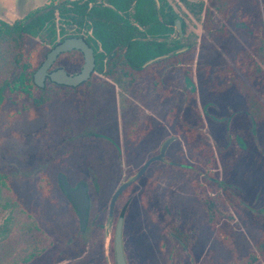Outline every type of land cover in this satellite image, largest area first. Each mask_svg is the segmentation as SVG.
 <instances>
[{"label": "rangeland", "instance_id": "rangeland-1", "mask_svg": "<svg viewBox=\"0 0 264 264\" xmlns=\"http://www.w3.org/2000/svg\"><path fill=\"white\" fill-rule=\"evenodd\" d=\"M52 1L54 0H0V20L8 23L24 20L36 9L49 5ZM199 1L168 0L181 18L184 31L182 42L188 47L183 53L192 58L194 63L192 73L187 74L172 68L168 61L170 58L157 61L162 62L159 71L164 82L171 86L170 96L165 100L159 97L157 90L153 96L149 74H144L135 84L129 85L127 80L118 82L120 79L95 73L90 86L55 92L47 109L40 111L34 118H29L27 114L13 119L3 117L0 129L5 139L0 144L1 164L22 202L33 211L32 216L26 217L22 222L26 226L36 223L40 231L34 234L48 247L47 252L31 264H85L97 259L98 251L101 253L103 245L110 258V249H114L111 236L123 210L128 213V220L124 225V246L130 264H184L188 261L185 251L155 226L142 206L140 192L130 189L118 198L112 225H109V204L114 192L123 180L132 177L143 159H134L131 154L134 146L127 143L123 144L122 154L118 146L109 142L108 136L111 134L112 139L117 142L114 132L122 124L142 121L144 115H147L146 109L151 100L150 113L154 115L151 116L152 120L164 124L168 110L180 104L183 99L186 84L193 86L202 105L204 101L211 102L212 99L206 97L207 93L202 90L199 82L205 70H208L207 67H211L214 73L227 65L236 68L239 56L245 55L244 48L248 49L253 43L249 33L243 29L238 31L234 27L228 28L227 32H206L202 19L190 8V5ZM259 1L262 4V0ZM82 35L88 38L90 33L83 32ZM172 36L177 38L178 31ZM55 66L62 67L61 64H54ZM237 71L242 74L239 69ZM260 76L264 79V75ZM256 77L259 76L253 79L256 80ZM257 82L261 85V81ZM260 85L257 87L251 83V90L261 89ZM87 91L90 94L82 100ZM218 105H222L224 112V104ZM212 107L209 110L215 112ZM238 108L236 106V110L230 114L232 119L245 116L244 111L241 112ZM206 123L211 134L213 122L207 120ZM251 130L254 132L248 147H242L236 142L234 147L237 149H232L233 153H227L228 147L220 149L212 141L206 143L207 148L202 149L204 152L195 149L196 147H187L185 141L177 137L173 130L162 131L157 136L159 144L171 135L175 136L173 138L176 140L170 146L173 161L184 159L199 171L215 173L224 182L231 183L234 192L246 198L251 211L258 215L257 219H252L246 210H241V215H237L228 205L224 206L226 202L222 197L223 192L219 190L216 198L222 212L231 215L223 216L219 224V228L226 229L227 233V241H223L217 235V230H212L207 223L200 199L202 192H195L183 171L172 168L170 177L158 180L154 193L157 201L167 203L193 230L196 238L194 251L202 253L212 264L240 261L250 252L256 251V242L264 236V125H252ZM9 133L10 136L7 137ZM229 158L232 161L230 167L227 166ZM61 172L72 185L82 181L88 185L91 207L89 224L85 230L80 229L74 207L63 191L59 190L57 175ZM188 178L202 181L213 195L212 182H204L195 173ZM10 214V211L0 213V226ZM25 235L19 234L15 239L20 240ZM3 252V248H0L2 260L5 259ZM76 256L79 258H74ZM7 261L9 258L5 263ZM250 264H264V258Z\"/></svg>", "mask_w": 264, "mask_h": 264}, {"label": "trees", "instance_id": "trees-1", "mask_svg": "<svg viewBox=\"0 0 264 264\" xmlns=\"http://www.w3.org/2000/svg\"><path fill=\"white\" fill-rule=\"evenodd\" d=\"M160 12L156 0H54L49 5L40 7L32 12L24 20L18 19L13 23L0 20V124L3 117L9 119L22 117L27 114L29 118H34L40 111L47 109L53 96L60 90H79L81 87L90 86L95 73L104 74L115 79L130 75H155L156 82H160L159 66L160 62H155L144 67V64L156 56L175 51L185 45L182 40L179 42H166L156 40H145L146 38H171L176 32L175 20L179 17L168 0H159ZM221 15H228L230 10L229 0H221ZM196 10L198 8V11ZM194 14H199V5H190ZM213 9L209 7V12ZM198 16V15H197ZM212 24L208 23V30ZM83 32L90 33L87 38L89 44L94 48L96 57L95 72L91 78L80 86L67 87L57 85L50 80L46 82L44 88L35 85L33 74L44 60L46 53L59 41L70 36H81ZM258 41L264 49V30L256 34ZM59 36H61L59 38ZM261 49L253 48L247 55L239 56L236 61V68L225 66L215 73L236 75L237 69L244 75L253 77L264 75V60L255 53H260ZM174 69H180L185 73H192L194 60L188 58L186 53H180L168 59ZM83 55L78 50H72L61 54L55 65H62L69 73H77L83 64ZM206 73H211L212 68L207 67ZM200 70V67L198 68ZM253 76V77H252ZM241 84H245L242 80ZM56 92V93H55ZM90 93L84 94L82 100ZM195 95L189 92L180 104L174 105L170 110L172 130L179 137L184 131L190 138V146L202 151L205 149L208 136L206 132L191 126L199 119L201 109L195 101ZM204 126V123H201ZM0 129V144L5 139V135ZM197 134V135H195ZM10 136V133L7 137ZM201 143L196 144L197 138ZM175 168V167H173ZM141 181L145 183L146 177ZM59 190L62 191L59 186ZM45 193L47 191H44ZM126 192V191H125ZM124 192V193H125ZM123 193V194H124ZM225 207H230L241 215V210H246L252 219H257L258 215L242 204L247 200L238 193L223 191ZM140 200L146 211L150 214L149 205L150 194L143 192ZM207 201V209L210 213H215L219 221L224 214L221 207L217 209L212 203V198ZM248 202V200L246 201ZM219 206V205H218ZM10 211V214L0 226V248H3L1 264H31L36 258L47 252L48 247L42 244L35 232L40 228L34 224L26 226L22 222L26 217L32 216V209L14 189V183L5 172V167L1 164L0 152V213ZM242 211V212H243ZM159 213V212H158ZM121 214V212H120ZM127 217V213H122ZM151 215V214H150ZM161 218H172L161 215ZM213 226V220L210 219ZM171 232L178 238L186 242L192 252V238L188 233L182 232L177 225L169 227ZM19 234H26L24 238L16 240ZM226 229L220 228L219 236L223 241H227ZM110 251H113L111 247ZM104 248L101 254H104ZM74 254V252H72ZM75 254H77L75 252ZM264 258V236L256 242V251L250 252L240 261L229 264H250L255 263L259 258ZM9 261L5 263V260ZM106 264L104 257L95 261ZM185 264H206L199 256L188 258ZM211 264V263H209Z\"/></svg>", "mask_w": 264, "mask_h": 264}, {"label": "flooded vegetation", "instance_id": "flooded-vegetation-1", "mask_svg": "<svg viewBox=\"0 0 264 264\" xmlns=\"http://www.w3.org/2000/svg\"><path fill=\"white\" fill-rule=\"evenodd\" d=\"M228 3L231 6L230 10L228 11V15L223 16L220 13V7L222 5L221 0H200L199 2H197V4L199 5L198 18L202 19L203 27L205 31L208 33H211L215 30V31H218V33H221V32H227L228 28H232V27L236 28L238 31H240V29L246 30L249 33L253 43L250 44L248 49L244 48L245 49L244 54L247 55L248 52L252 51L253 48L258 47V49L259 48L261 49V52L255 53V55L259 54L262 57V60H264V49L260 41H258V38L260 37L256 35V34L259 35V33L262 32V29L264 30V0H262V4L260 3L259 0H229ZM243 3H244V6H243ZM209 7H212L213 9L211 12H209ZM208 23L212 24L211 29L209 30L207 28ZM220 23H221V26H219ZM239 25H242L243 27ZM246 49H247V52H246ZM236 56L237 54L235 55V57ZM247 56L249 57L252 55L249 54ZM58 67L60 66H57V67L55 66L54 68H58ZM150 75H151L150 77L152 80L151 86H152L153 96L157 90V92H159V97L165 100V98L170 96V91H169L170 90L169 88H171L170 84L168 82H164L162 78V73L160 75L159 83L156 82L155 75H152V74ZM142 77H144V75H130L128 76V78L121 77L118 82L127 80V82H129L128 84L131 85V84H135V82ZM112 79H115V78H112ZM115 80H118V79H115ZM241 80L245 84H241L240 83ZM251 80L252 79L250 76L244 75V74L229 75V74H221V73H214V72H211V73L204 72V74L200 77L199 82L201 83L202 90H205L206 93L208 94V95L206 94V97H209L212 100L211 102L204 101L203 105L201 103L202 102L201 98L195 95L193 86L186 84V86L184 87V93H183L184 98H186L189 92H191L192 94L195 95L194 97L195 101L198 103L199 108L201 109V113L199 114V119L197 118L195 123H190V124H192L191 126L198 128L200 131L206 132L208 136L207 143L212 141L216 143L218 146H220L221 147L220 149L222 148L224 149V147H228L226 152L233 153L232 149L234 150L237 149L234 147L236 146V142H238L242 147H245V146L248 147L252 139L251 134L254 132L253 130H251L252 125L254 126L257 124L264 125V84H263L264 79L262 76H259V77H256V80H254L253 82ZM48 81L49 80H47V82ZM257 81H261V85ZM251 83L253 84V86H257V87L260 85L261 89L257 90L254 88V90L252 91ZM151 102L152 100L150 101V103ZM150 103L148 105V109H146L147 115H144L145 117L143 118L142 121H131V122L120 125V127L115 132L111 131V132L116 133L117 142L112 139L111 134L108 136L110 139L109 142L112 143L114 146H118V148L122 151V154L124 152L123 144L127 143V144L134 146V149L131 152L134 159L135 158L138 160L143 159L141 166L132 173V177L135 174H137V172L141 169V167L150 158L160 154L162 145L167 139H169V138L164 139L159 144V141L157 142L158 140L157 136L160 135L162 131L165 132V130L172 132L171 131L172 124H171V119H170L171 109H169L165 115L166 121L164 122V124H161L159 122L152 120L151 116H154V115L150 113V106H151ZM221 103L224 104V106L227 105L226 107L223 106L224 112H222V107H221L222 105L221 106L218 105ZM236 106H239L238 109H240L241 112L244 111L245 116H237L235 119H232L230 117V114L232 113V111L234 112L236 110L235 109ZM209 107H212L215 110V112L214 111L212 112V110L210 111ZM207 120H211L213 122V128H212L211 134L208 132L209 129L206 127ZM201 123H204V126H201ZM185 133L186 131H184V134L182 133L179 136V138L181 137L185 141V145L188 147L190 146L189 143H191L192 141L190 142L191 139L188 138L187 134ZM173 137L175 136L171 135L170 138H173ZM175 140L176 139L174 138L173 141ZM196 143H201V139L199 140L197 138ZM170 146L171 144L165 150L163 154V158L161 160L153 161L150 164V166L146 169L144 174L138 180H136L133 184L127 187L122 192V194L125 191L128 192L130 189H133L136 192H140V194H142L143 192L149 193L150 194L149 205L151 209V212H150L151 215L146 211L145 208L144 209L147 212V214H149L155 226L168 239L174 240L185 251L188 258L192 259L193 256H199L201 260L205 261L206 264H209L210 262L207 260L206 256H203L202 253L200 252L198 253L195 252L193 249V246L196 241L195 235L193 234V230L190 227H188L172 211V209L169 207L167 203H160L157 201V198L156 196H154V193L157 187L158 180H160L162 177L164 178L170 177L171 169L173 167H175L174 169L183 171L185 176H187L188 181L194 186L195 192H198V191L202 192L200 195L201 197L200 199L202 203V208L204 212L206 213L207 223L211 227L212 230H217V235L220 233V228H219L220 221L218 219L217 214L215 213L211 214L210 211L207 209L206 200H208L209 198H212V203L217 209H219L220 205L218 203V199L216 198V195L219 194V190H222V192L225 191L226 189L231 192H234L235 190L231 188L230 186L231 183L224 182L219 177L215 176L214 175L215 173H212V172L209 173L207 171L201 172L194 165L189 164L184 159L179 162L173 161L171 157V153H170ZM145 155L147 156L145 157ZM228 160L229 162H227V166H229L232 162L230 158ZM215 164L216 166H218L217 162ZM194 173L201 176L204 182L213 183L214 187L211 188L213 189L212 191L213 195L209 193V189L206 188V186L204 185V183H202V181H199L196 178H188V176H192V174ZM144 176L147 179L145 183L141 181V178ZM123 182L125 181L123 180L120 183V185ZM77 184L72 185V187L75 188ZM88 193H89V190H88ZM242 204L248 209L252 210V208L249 207V204L246 201L242 202ZM227 205L230 207L229 204H226V206ZM90 207H91V204H90ZM122 213H127V212L125 210L121 211V214H119V217L116 220V224L119 218H123V245H124V225H125V221L128 220V216L125 217L124 214ZM162 214H164L165 216H171L172 218H165V219L161 218ZM89 215H90V208H89ZM108 219H109V213H108ZM210 219L213 220V223H214L213 226L210 223ZM88 224H89V219H88ZM173 224L179 226L182 232L188 233L191 236V238L193 239L192 245H191L192 252L191 250H189L184 240H182L181 238H178L176 235H174L171 232L169 227H171ZM115 228H116V225H115ZM102 229H103V226H102ZM114 233H115V230H114ZM114 233H113V236H111L112 245L114 243ZM103 248H104V245H103ZM124 251H125V246H124ZM110 252H111L110 261L112 262V264H116L115 257H114V249L113 251H110ZM102 257H104L106 264H108L106 251L104 252V254H101L98 251L97 259H93L89 261L86 260L87 263L85 264H95V261H97L100 258L102 259ZM74 258H79V257L76 256ZM185 263L186 261L184 262V264ZM100 264H103V262L101 261ZM128 264L130 263L128 262Z\"/></svg>", "mask_w": 264, "mask_h": 264}, {"label": "water", "instance_id": "water-1", "mask_svg": "<svg viewBox=\"0 0 264 264\" xmlns=\"http://www.w3.org/2000/svg\"><path fill=\"white\" fill-rule=\"evenodd\" d=\"M156 1L160 12V2L159 0ZM175 28L179 33V36L175 39L154 37V38H146L145 40L179 42L182 40L184 36V31L180 17H178L175 20ZM187 49L188 47L185 46L183 48L176 49L175 51H171L169 53L156 56L153 59L147 61L144 64V67L160 60L172 58L177 54L185 52ZM72 50H78L83 55L84 62L79 72L69 73L64 67H58V68L53 67L58 57L61 54L70 52ZM95 67H96V57H95L94 48L89 44L87 37L84 35L70 36L59 41L46 53L44 60L33 74V80L35 85L38 86L39 88H44L47 80H50L51 82L57 85L76 88L81 84L87 82L91 78L92 74L95 72ZM173 140L174 138L167 139L162 145L161 152L159 155L150 158L141 167V169L137 172V174H135L133 177L123 182L116 189L110 200V205H109V225H112V221L115 213V204L117 202L118 197L127 187L133 184L144 174L146 169L150 166V164L153 161L161 160L163 158V154L165 150L172 143ZM57 179L59 186L67 195L69 201L72 203V205L75 207V210L77 211L81 229L85 230L88 226L89 208L91 204L87 184L84 181H82L79 182L75 188H73L72 184L68 181L66 175L62 172L57 175ZM114 257L116 264H128L124 251V245H123V218H119L115 228ZM107 260H108V264H111L109 257H107Z\"/></svg>", "mask_w": 264, "mask_h": 264}, {"label": "crops", "instance_id": "crops-1", "mask_svg": "<svg viewBox=\"0 0 264 264\" xmlns=\"http://www.w3.org/2000/svg\"><path fill=\"white\" fill-rule=\"evenodd\" d=\"M155 63V62H154Z\"/></svg>", "mask_w": 264, "mask_h": 264}]
</instances>
